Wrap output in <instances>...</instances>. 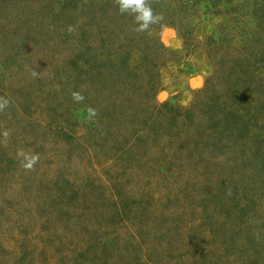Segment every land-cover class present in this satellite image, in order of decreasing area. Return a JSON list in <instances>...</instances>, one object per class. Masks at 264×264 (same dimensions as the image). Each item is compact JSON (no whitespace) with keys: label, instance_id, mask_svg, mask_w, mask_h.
Wrapping results in <instances>:
<instances>
[{"label":"rangeland","instance_id":"rangeland-1","mask_svg":"<svg viewBox=\"0 0 264 264\" xmlns=\"http://www.w3.org/2000/svg\"><path fill=\"white\" fill-rule=\"evenodd\" d=\"M143 3L0 0V264H264V0Z\"/></svg>","mask_w":264,"mask_h":264},{"label":"clouds","instance_id":"clouds-1","mask_svg":"<svg viewBox=\"0 0 264 264\" xmlns=\"http://www.w3.org/2000/svg\"><path fill=\"white\" fill-rule=\"evenodd\" d=\"M132 9L139 13L137 16L138 21L142 22V26L146 27L150 22H152V12L151 9L146 7L143 3V0H120V10L121 12ZM73 97L75 100L80 101L83 99L79 93H73ZM7 102H0V108L6 107ZM36 157H32L31 162L26 165L27 167H31L32 164L35 163Z\"/></svg>","mask_w":264,"mask_h":264},{"label":"trees","instance_id":"trees-1","mask_svg":"<svg viewBox=\"0 0 264 264\" xmlns=\"http://www.w3.org/2000/svg\"><path fill=\"white\" fill-rule=\"evenodd\" d=\"M120 50H121V48H120ZM114 67H116V66H114ZM121 67H122L123 69L128 67V69H129V62L126 61V65H125V66H121Z\"/></svg>","mask_w":264,"mask_h":264}]
</instances>
